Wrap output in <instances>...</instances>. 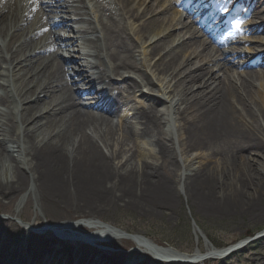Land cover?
<instances>
[{
  "label": "bare ground",
  "instance_id": "1",
  "mask_svg": "<svg viewBox=\"0 0 264 264\" xmlns=\"http://www.w3.org/2000/svg\"><path fill=\"white\" fill-rule=\"evenodd\" d=\"M263 3L250 0L255 13ZM100 5L101 17L106 19L96 26L86 12L87 0H0V203L9 205L25 194L22 202L33 199L37 219H47L46 226H50L49 221L57 222L64 215L97 225L96 220L120 208L146 213L170 211L182 195L210 212L251 207L264 199V106L259 102L264 76L254 71L258 63L264 68V52L257 58L244 52L222 53L224 65H233L236 55L241 56L239 62L246 72L240 76L243 88H237L228 75L216 74L217 59L210 51L199 52L204 44L196 41L191 29L186 28L189 38H170L172 33L164 26L169 20L154 4L149 5V0H103ZM44 7L52 9L39 13V9L46 11ZM50 25L55 26L60 50L66 52L65 48L72 46V53L87 60L82 69L85 74L78 79L123 90L103 101L113 110L151 85L133 76L137 70L154 77L159 73L160 92L176 117L171 114L167 119L161 114L158 121L173 124L176 133L167 138L171 146L157 139V162L164 163L169 154L175 155V141L188 153L204 151L212 156L228 148L234 154L214 167L187 161L182 190L178 181L162 176L158 164L144 161L142 154L133 152L128 157L129 142L118 136L111 117L84 108L82 95L64 83L65 70L56 63L43 31ZM258 26L256 29L264 32V25ZM167 38L171 40L159 42ZM257 39L264 48V38ZM134 56L139 64L128 61ZM156 58L159 61L155 62ZM99 61L106 66L104 76L95 74ZM253 81H261L263 86L257 89ZM115 82L122 84L114 86ZM153 111L134 113L146 135L158 122ZM244 152L262 160L251 159ZM136 158H140V165ZM22 202L17 215L0 219V264H87L75 259L94 251L77 233L43 240L41 233L20 225L17 220L24 214ZM84 229H88L86 224H77L70 231ZM64 240L72 241L75 247L63 245ZM134 240L143 252L153 247L142 237ZM43 245L53 248L48 255L38 248ZM153 249L174 264L188 261L173 249ZM236 250L208 245L205 254L199 250L193 258H223ZM68 257L70 262L65 260ZM106 260L103 264L119 261Z\"/></svg>",
  "mask_w": 264,
  "mask_h": 264
},
{
  "label": "rangeland",
  "instance_id": "2",
  "mask_svg": "<svg viewBox=\"0 0 264 264\" xmlns=\"http://www.w3.org/2000/svg\"><path fill=\"white\" fill-rule=\"evenodd\" d=\"M153 3H155V0H151L149 5ZM257 10V13L250 11L251 13L247 15V6H242L240 12L245 13L240 17V20H245L246 23L253 22L264 24V3L257 7ZM159 14L165 15L167 20H169L174 16V11H165ZM173 25L174 24L169 21L164 25L165 28L172 33L170 38L183 36L184 30L180 29V27L173 32ZM240 36L244 38L247 37L248 43L241 47L245 52L252 54L262 48L258 42L256 43V36ZM260 37L264 38V32L261 33ZM170 38L161 39L159 42H166V40H171ZM132 46L134 48L137 46L134 40ZM149 50L150 48H148V51ZM137 58L136 56L130 57L128 61L134 65L139 64L140 61ZM159 59L160 58H156L155 62L159 61ZM141 60H145V57H142ZM220 67L216 70L220 76L225 74L229 75L231 82H233L237 88H243V81L239 76L242 72L238 70L236 65L230 67V71L225 70L226 68L224 69L222 64ZM220 69L221 72H219ZM103 70L105 71V67L104 64H101L99 72H104ZM254 71L264 76L263 67L257 66ZM245 72H243V74ZM133 76L138 78L140 82L142 79L148 80L151 85L149 87H142L143 93L139 92L134 94L131 99L124 102L119 107L117 110L118 112L113 113V116L116 117L114 122L118 125L119 132L117 133L119 137H123L129 142L127 150H131V153L129 152L127 154L128 157H130L133 152H138V156L142 154L145 156L143 158L144 161L158 164L162 176L178 181L179 188L182 190L184 184L182 173L185 170L183 168L187 161L191 162L196 160L197 166L207 164L209 167H214L224 162L227 156L234 154V152L228 148H223L220 155L214 153L211 156L210 153L204 151L188 153L186 151H181L182 149L179 148V142L177 143V141H175V155L169 154L164 163L161 161L157 162L155 159L157 154V148L155 147L157 139L159 138L162 140V143L171 146L167 138L169 135H175L176 133V126L173 124L169 126L168 122L165 123L164 120L159 122L158 118H160L161 114H165V118L168 119L169 115L172 114V116H174L175 113L170 111L166 96L160 92L159 73L154 77L151 73L146 74L137 70ZM253 82L257 89L263 86V82L261 81ZM120 84L122 83H116V86ZM122 91L123 90L120 89L119 93H122ZM149 91H153L155 94L150 96ZM112 94H114L113 91L107 92L108 96ZM259 100L260 106L263 107L264 94L260 95ZM10 106L11 108L14 106L13 101H10ZM152 107L155 109L154 111ZM142 110L148 112L153 111V115L156 117V121H158L156 127L152 129L153 132L147 133L148 135L144 134V127L140 126L138 119H136L134 115L135 111ZM155 111H157L156 114H154ZM120 114L125 117L122 121L119 119ZM244 155L250 156L251 159L254 160H262L258 155H251L249 152H244ZM136 162L140 165V158H136ZM253 167H256L255 163H253ZM24 195L25 194L18 196L9 205L7 203H0V219L12 217L15 211L18 210V207H20ZM22 203L20 209L23 210L24 214L20 220H17L18 223L22 226L30 227L35 232L41 233L43 240L54 239V237L61 236V234L68 235L66 232L73 234L77 233L76 235L80 236L82 240H86L84 243H87L86 245L90 247L91 251H94V254H85L81 256L79 260L75 259L78 263L84 261L87 264H103L107 261L106 258H113L119 260L118 264H135L136 262H143L144 264H174L168 258L159 256L154 251V247L161 250L173 249L179 255L188 259L187 262H179L176 264H264V199L256 201L251 207L239 206L238 208L226 209L222 212H210L200 207L196 202L189 201L185 195H182L175 209L170 211L156 210L154 213H146L134 209L120 208L109 212L105 217L106 219L96 220L94 224L97 225L88 224L87 220L84 218H72L68 215H64V217H62L63 219L57 222L49 221L50 226H46V222H48L47 219L45 220V218H41L40 216L37 219V204L33 199L28 201L24 200ZM36 219L37 223H34ZM62 221H66L64 222L65 224L60 223ZM77 224H86L88 229L76 232L70 231L77 226ZM106 228L112 229L113 232L104 230ZM63 231H65V233H63ZM250 234H253V236ZM95 237H97L95 240H98L97 242L92 240V238ZM135 237H142L150 242L153 247L147 248V253L139 250L134 240ZM88 238L91 241H89ZM249 238L253 240L242 245H237ZM118 239H122L123 241L119 243ZM213 241L215 243H213ZM63 245L68 246L70 249L75 247V244L69 240H64ZM208 245H212L217 250H225L231 247L235 249L238 248V250L223 258L211 255L205 260H196L193 258V255L199 250L205 254ZM38 248L41 249V252H45L46 255H48V250L53 249L51 245L38 246ZM94 256L98 258V260L93 258ZM65 260L70 262L72 258L68 257ZM155 260H159L160 262Z\"/></svg>",
  "mask_w": 264,
  "mask_h": 264
},
{
  "label": "water",
  "instance_id": "3",
  "mask_svg": "<svg viewBox=\"0 0 264 264\" xmlns=\"http://www.w3.org/2000/svg\"><path fill=\"white\" fill-rule=\"evenodd\" d=\"M253 240V239H252ZM251 239H249L248 241L246 240V241H243V242H241V243H239V244H237V245H242V244H244V243H247V242H250V241H252ZM234 248H232V249H230V250H233Z\"/></svg>",
  "mask_w": 264,
  "mask_h": 264
},
{
  "label": "trees",
  "instance_id": "4",
  "mask_svg": "<svg viewBox=\"0 0 264 264\" xmlns=\"http://www.w3.org/2000/svg\"><path fill=\"white\" fill-rule=\"evenodd\" d=\"M251 236L253 235V234H250ZM213 243H215L214 241H213Z\"/></svg>",
  "mask_w": 264,
  "mask_h": 264
},
{
  "label": "snow or ice",
  "instance_id": "5",
  "mask_svg": "<svg viewBox=\"0 0 264 264\" xmlns=\"http://www.w3.org/2000/svg\"><path fill=\"white\" fill-rule=\"evenodd\" d=\"M237 27H239V25H237Z\"/></svg>",
  "mask_w": 264,
  "mask_h": 264
}]
</instances>
